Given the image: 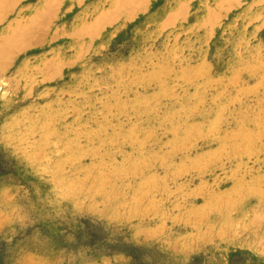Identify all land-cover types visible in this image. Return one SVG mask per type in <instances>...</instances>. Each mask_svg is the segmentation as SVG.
Here are the masks:
<instances>
[{"label": "rangeland", "instance_id": "374dc122", "mask_svg": "<svg viewBox=\"0 0 264 264\" xmlns=\"http://www.w3.org/2000/svg\"><path fill=\"white\" fill-rule=\"evenodd\" d=\"M0 264H264V0H0Z\"/></svg>", "mask_w": 264, "mask_h": 264}, {"label": "bare ground", "instance_id": "6f19581e", "mask_svg": "<svg viewBox=\"0 0 264 264\" xmlns=\"http://www.w3.org/2000/svg\"><path fill=\"white\" fill-rule=\"evenodd\" d=\"M12 2V1H11ZM119 13V12H118Z\"/></svg>", "mask_w": 264, "mask_h": 264}]
</instances>
